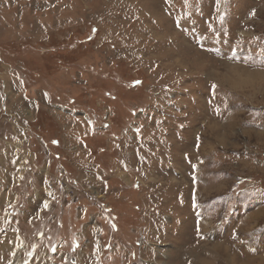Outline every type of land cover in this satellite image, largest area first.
Returning a JSON list of instances; mask_svg holds the SVG:
<instances>
[{
  "label": "rangeland",
  "instance_id": "rangeland-1",
  "mask_svg": "<svg viewBox=\"0 0 264 264\" xmlns=\"http://www.w3.org/2000/svg\"><path fill=\"white\" fill-rule=\"evenodd\" d=\"M195 54L264 67V0H0V264H264V104Z\"/></svg>",
  "mask_w": 264,
  "mask_h": 264
},
{
  "label": "clouds",
  "instance_id": "clouds-1",
  "mask_svg": "<svg viewBox=\"0 0 264 264\" xmlns=\"http://www.w3.org/2000/svg\"><path fill=\"white\" fill-rule=\"evenodd\" d=\"M188 71L214 81L219 87L248 102L264 104V67L228 62L213 65L208 59L195 54L188 65Z\"/></svg>",
  "mask_w": 264,
  "mask_h": 264
},
{
  "label": "snow or ice",
  "instance_id": "snow-or-ice-1",
  "mask_svg": "<svg viewBox=\"0 0 264 264\" xmlns=\"http://www.w3.org/2000/svg\"><path fill=\"white\" fill-rule=\"evenodd\" d=\"M135 83H140L139 81H136ZM212 89H216L217 88V84L216 83H212L211 84ZM199 140V137H197V141ZM197 148H199V144L197 143ZM193 204L195 205V200H193ZM252 251H255V249H252Z\"/></svg>",
  "mask_w": 264,
  "mask_h": 264
}]
</instances>
